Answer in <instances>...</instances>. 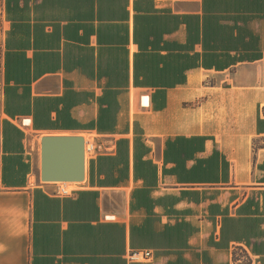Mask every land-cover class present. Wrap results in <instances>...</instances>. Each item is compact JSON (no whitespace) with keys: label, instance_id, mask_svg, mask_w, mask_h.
I'll list each match as a JSON object with an SVG mask.
<instances>
[{"label":"crops","instance_id":"1","mask_svg":"<svg viewBox=\"0 0 264 264\" xmlns=\"http://www.w3.org/2000/svg\"><path fill=\"white\" fill-rule=\"evenodd\" d=\"M82 135L84 181L43 184L29 136ZM139 249L264 264V0H0V264Z\"/></svg>","mask_w":264,"mask_h":264},{"label":"water","instance_id":"2","mask_svg":"<svg viewBox=\"0 0 264 264\" xmlns=\"http://www.w3.org/2000/svg\"><path fill=\"white\" fill-rule=\"evenodd\" d=\"M85 178V141L82 136H43L40 140V180L79 183Z\"/></svg>","mask_w":264,"mask_h":264},{"label":"trees","instance_id":"3","mask_svg":"<svg viewBox=\"0 0 264 264\" xmlns=\"http://www.w3.org/2000/svg\"><path fill=\"white\" fill-rule=\"evenodd\" d=\"M203 161H199L198 164H201ZM92 174V166L90 167V176ZM182 195H191L194 196V200L195 202H198V198L197 196L199 195L198 192H183ZM220 205L219 204H210L208 206V212H209V216L210 218L214 221L217 217H220V226H221V230L224 227V223L226 224V219L228 216V210L224 209L222 211L219 210ZM175 231L178 230V233L180 234V243L182 242V240L185 238V234L186 233H191L194 232V228L186 223V222H179V224H177V226L174 227ZM174 231V232H175ZM220 243V242H219ZM219 243H217V245H219Z\"/></svg>","mask_w":264,"mask_h":264},{"label":"built area","instance_id":"4","mask_svg":"<svg viewBox=\"0 0 264 264\" xmlns=\"http://www.w3.org/2000/svg\"><path fill=\"white\" fill-rule=\"evenodd\" d=\"M97 147L91 144L89 141L85 140V160L86 155H90L92 157L95 155ZM62 184V183H61ZM59 195H67L69 193L68 189L61 187L57 192ZM155 259L154 252L148 249H139V250H130L126 254V260L130 264H141V263H152Z\"/></svg>","mask_w":264,"mask_h":264},{"label":"rangeland","instance_id":"5","mask_svg":"<svg viewBox=\"0 0 264 264\" xmlns=\"http://www.w3.org/2000/svg\"><path fill=\"white\" fill-rule=\"evenodd\" d=\"M82 137L87 138L90 142H92L90 136L82 135ZM40 140H41V138L39 136H37V137L36 136H33V137L29 136V138L27 139V145L29 147L28 149H29V151H31L32 155L35 157L37 155L40 156ZM93 145L97 147V145H95V144H93ZM98 152H101V150L96 149L95 154ZM90 158L91 157L88 154L87 159H86V165H88Z\"/></svg>","mask_w":264,"mask_h":264},{"label":"bare ground","instance_id":"6","mask_svg":"<svg viewBox=\"0 0 264 264\" xmlns=\"http://www.w3.org/2000/svg\"><path fill=\"white\" fill-rule=\"evenodd\" d=\"M87 156L88 155H86V159H87ZM58 184H61V183H58ZM64 185L67 186L68 188H71L73 184L72 185H67V183H64Z\"/></svg>","mask_w":264,"mask_h":264}]
</instances>
